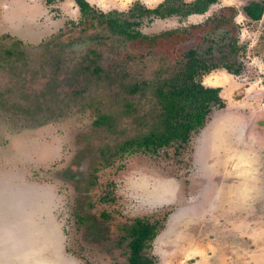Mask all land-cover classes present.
Instances as JSON below:
<instances>
[{"label": "rangeland", "instance_id": "1", "mask_svg": "<svg viewBox=\"0 0 264 264\" xmlns=\"http://www.w3.org/2000/svg\"><path fill=\"white\" fill-rule=\"evenodd\" d=\"M87 1L127 13L163 0ZM249 1L217 0L187 17L143 15L135 27L145 35L186 33L140 48L81 29L74 0H0V50H11L0 59V264H126L113 226L134 217L160 222L146 251L153 264H264V11L252 20ZM227 7L234 30L224 41L235 40L240 71L218 67L200 78L219 87L222 106H210L186 144L124 152L92 171L100 147L151 124V84L177 67L174 50L203 53L210 44L180 39L224 36L231 25L214 19L229 17ZM145 80L149 87L131 93ZM100 113L111 114L109 128L93 125ZM76 205L111 220L79 226Z\"/></svg>", "mask_w": 264, "mask_h": 264}, {"label": "trees", "instance_id": "2", "mask_svg": "<svg viewBox=\"0 0 264 264\" xmlns=\"http://www.w3.org/2000/svg\"><path fill=\"white\" fill-rule=\"evenodd\" d=\"M74 1L79 7L80 19L77 24L81 26V29H93V35L97 38L99 35L104 34L102 30L106 29V32L121 38L127 44L132 45L133 43V45L140 48H149L161 38H171L180 31L173 29L160 34L145 35L135 27L141 23V16L154 15L164 18L176 15L187 17L190 14L204 13L217 0H163L153 8L137 5L127 13L116 10L103 12L92 7L87 0ZM227 9L229 17L222 15L214 19L218 24H232L235 10H233V7H227ZM243 10L249 18L257 21L264 11V0H250L243 6ZM129 18L133 19L130 20ZM98 28L100 33L97 32ZM233 30L232 25L226 27L223 30L224 36H221L219 41L206 35L196 36V38L194 36L181 38L180 44L183 42L184 45L195 41H210V44L203 53H200L194 45L188 47L182 54L174 50V53H176L174 59L179 62L177 67L164 77H159V73L155 77V82L151 84V96L155 101L151 124L147 129H143L136 135L123 140L112 150L107 151L105 148L100 147V161L93 165L92 171L96 170L99 165H109L112 163L114 156H122L124 152L144 150L156 153L163 147L186 144L191 132L197 131L204 125L210 112V106L212 104L222 106L223 104L219 95V87L203 85L200 79L201 76L218 67H222L232 74L240 71L241 66L236 65V59H232L238 52L235 40L230 37L228 41H224L228 38L229 32ZM180 33H186V31L183 30ZM19 42V40H16V43ZM215 45L218 49H215ZM0 47H2V44ZM161 51L159 50V52ZM3 53L9 55L11 50L7 48L3 51L0 50V59L6 58ZM94 53V49L90 51V55ZM215 53H218L219 56L213 57ZM89 62L91 63L90 69L95 73L103 69L98 63L97 56L89 58ZM141 85L145 88L149 87L148 81L145 80L141 84L136 83L130 89L131 93L138 92ZM124 103V112L127 116H132L131 103L126 99H124ZM111 119V114L100 113L92 122L95 127L103 126L107 129L111 125ZM74 217L76 223L85 228H91L92 222L96 223L100 219L105 222L111 220V216L106 212L95 215L84 211L83 205H76ZM159 223L158 220L152 221L145 217H134L130 221L117 220L113 226V231L120 237V240L125 241L126 264H153V257L148 255L146 251L150 248L151 241L160 225Z\"/></svg>", "mask_w": 264, "mask_h": 264}, {"label": "flooded vegetation", "instance_id": "3", "mask_svg": "<svg viewBox=\"0 0 264 264\" xmlns=\"http://www.w3.org/2000/svg\"><path fill=\"white\" fill-rule=\"evenodd\" d=\"M19 40V39H18ZM20 41V40H19ZM22 41V40H21Z\"/></svg>", "mask_w": 264, "mask_h": 264}]
</instances>
